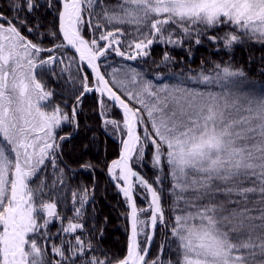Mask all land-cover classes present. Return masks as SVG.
<instances>
[{"label":"snow or ice","instance_id":"snow-or-ice-1","mask_svg":"<svg viewBox=\"0 0 264 264\" xmlns=\"http://www.w3.org/2000/svg\"><path fill=\"white\" fill-rule=\"evenodd\" d=\"M41 8L58 16L59 36L48 31L60 41L53 47L25 35L40 29ZM9 11L0 12V264H264V81L231 59L201 60L173 74L174 84L132 67L102 71L110 56L135 61L154 45L163 50L157 67L177 63L172 50L190 58L205 43L217 52L264 49V0H10ZM57 63L69 72L71 102L56 103L43 79ZM97 93L105 130L121 135L108 173L128 207L122 257L102 247L103 228L89 226L94 185L61 207L65 170L74 171L63 149L79 132L84 97ZM113 108L121 119L110 117ZM146 161L151 183L136 170ZM137 188L150 194L146 207L137 206ZM158 226L167 243L152 256Z\"/></svg>","mask_w":264,"mask_h":264},{"label":"trees","instance_id":"trees-1","mask_svg":"<svg viewBox=\"0 0 264 264\" xmlns=\"http://www.w3.org/2000/svg\"><path fill=\"white\" fill-rule=\"evenodd\" d=\"M116 2L117 0H105V3L108 4H115ZM9 4L10 0H0V12L11 16L13 13L9 11ZM35 15L41 27L33 33L25 32V35L33 42L41 43L43 47H53L54 44L59 43L58 39L48 35L49 29H53L57 31L59 36L57 14L54 11L41 8ZM130 30V28L126 29V31ZM83 35L86 39L91 38V33L87 28L84 29ZM121 39H125V37ZM127 39L130 40L132 37L129 36ZM61 51H65L67 56L73 55L68 50ZM162 51L161 46L154 45L150 57L138 58L135 61L124 60L121 57L112 55L106 61H102V71L110 73L113 67L117 69L132 67L136 68L137 71H141L146 79L154 80L155 75L159 73L165 78L163 82H167L171 81L168 78L173 79L175 77L173 74L180 75L182 70L183 74L187 75L189 68H199L201 60L223 62L231 59L232 64L243 69L251 80L258 83L264 81V76L261 75L264 72V61L261 60V57H264V49L259 46H236L231 53H227L224 50L217 52L210 44L205 43L194 48L190 58L187 57L184 51L175 49L172 50V55L176 57L177 63L157 67ZM64 68V64L57 63L42 70L46 87L48 90L53 91V100L56 103H60L62 99H69L71 96L70 89L72 85L68 83L69 72L62 71ZM40 71V69H37V72ZM70 71L76 74V66H71ZM154 82L157 81L154 80ZM97 97L96 94L84 97L81 114L78 117L80 120L79 132L74 135L70 142L65 144L63 149V160L74 171L65 170V187L60 195L67 197V203L61 207L71 208L72 191H76L83 186L92 188L94 185V203H90L88 207L89 226L95 224L97 228H103L104 236L100 242L102 247L114 256L119 255L122 257L126 253L128 243L127 209L123 198L108 176V166L113 160L118 159L120 146L114 138L113 129L109 126L105 130L101 118L97 114ZM69 102H71L70 99ZM110 117L121 119V115L115 108L111 109ZM65 130L70 131L71 129L66 128ZM84 162H91L95 166L94 169L87 172L81 169L80 165ZM136 170L144 175L150 183L154 179V170L147 161L143 167H136ZM51 173L52 170L49 168V182L52 179ZM162 202L167 208L169 203L167 194H165ZM93 208L95 209L94 212ZM66 214L71 215V212L67 211ZM53 231H55V227H53ZM162 243H167L166 230L159 226L155 231L151 248L152 256L157 254ZM167 251L166 246L165 252L167 253Z\"/></svg>","mask_w":264,"mask_h":264},{"label":"rangeland","instance_id":"rangeland-1","mask_svg":"<svg viewBox=\"0 0 264 264\" xmlns=\"http://www.w3.org/2000/svg\"><path fill=\"white\" fill-rule=\"evenodd\" d=\"M126 69H127V68H121V70H126ZM111 72H112V71H111ZM111 72H110V73H111ZM172 78H173V77H172ZM168 80H171V81H167L166 83L174 84V83L177 82L176 79H175V77H174L173 79L168 78ZM157 82H158V81H157ZM187 86H188V87H196V85L191 84L190 82L187 84ZM200 87L202 88L203 86L201 85ZM215 90H216V91H219L220 89H219V88H215ZM113 132H114V138H116L117 140L121 139V135H120L119 132H116V131H114V130H113ZM136 191L139 193L138 195L135 196V197H136V203H137V206H138V207H146V205H147V201H146L145 199H143V197H144V196H148V199H150L149 194L145 193L142 189H139V188H137ZM158 227H159V226H158ZM148 231L150 232V228H149ZM140 239H143V236H141Z\"/></svg>","mask_w":264,"mask_h":264},{"label":"water","instance_id":"water-1","mask_svg":"<svg viewBox=\"0 0 264 264\" xmlns=\"http://www.w3.org/2000/svg\"><path fill=\"white\" fill-rule=\"evenodd\" d=\"M58 24H59V21H58ZM67 50H69V51H71L72 53L74 52V50L73 49H67ZM97 95H99L98 93H97ZM120 113H121V115H122V110H120V109H118V108H116ZM120 143V142H119ZM120 147H121V144H120ZM120 151H121V149H120ZM120 155V154H119ZM113 182V181H112ZM113 184L115 185V183L113 182ZM150 195V194H149ZM121 196H122V194H121ZM124 199V198H123ZM126 205V204H125ZM126 209H127V212H128V207H127V205H126ZM127 222H128V237H129V235H130V233H131V225H130V221L127 219ZM150 232H151V229H150ZM154 238V237H153ZM153 242V241H152Z\"/></svg>","mask_w":264,"mask_h":264}]
</instances>
